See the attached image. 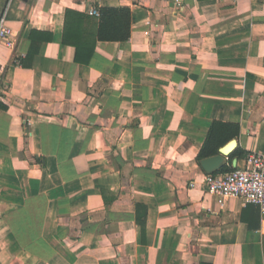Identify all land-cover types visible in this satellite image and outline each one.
<instances>
[{"label":"crops","instance_id":"0c3cea01","mask_svg":"<svg viewBox=\"0 0 264 264\" xmlns=\"http://www.w3.org/2000/svg\"><path fill=\"white\" fill-rule=\"evenodd\" d=\"M103 6L130 8L129 37L78 62L66 10L91 42ZM1 17L0 264H264L259 205L204 181L264 154V0H0ZM215 120L239 131L208 172Z\"/></svg>","mask_w":264,"mask_h":264},{"label":"trees","instance_id":"16d2710c","mask_svg":"<svg viewBox=\"0 0 264 264\" xmlns=\"http://www.w3.org/2000/svg\"><path fill=\"white\" fill-rule=\"evenodd\" d=\"M87 19V15L67 9L65 13L64 31L62 36L63 43L72 44L75 47V60L78 62H87L88 56L91 54V50L95 44L96 39L100 40H126L129 37L130 22H131V10L126 6H103L99 9V15L96 20V31L94 38L90 42L88 37L83 35L70 38V33H78L83 23ZM31 36V35H30ZM88 48L89 51H86ZM32 49L29 50V54H32ZM239 131L238 124L227 123L220 121H213L205 142L198 153V159L202 157L214 154L218 152V144L227 135H237ZM238 152V149H235ZM232 169V168H230ZM227 167H222L217 172H223L230 170ZM216 173V172H212ZM136 221L141 227V231L145 229V216L144 214H138ZM206 264V263H202Z\"/></svg>","mask_w":264,"mask_h":264},{"label":"built area","instance_id":"2783aa9c","mask_svg":"<svg viewBox=\"0 0 264 264\" xmlns=\"http://www.w3.org/2000/svg\"><path fill=\"white\" fill-rule=\"evenodd\" d=\"M90 13L99 15L96 9H90ZM0 43L10 48L15 46L12 30L5 23L4 17L0 18ZM204 181L210 192L219 195V200L237 196L246 202L258 204L264 213V154L248 152L245 154L243 167H234L220 173H207Z\"/></svg>","mask_w":264,"mask_h":264},{"label":"water","instance_id":"95a60500","mask_svg":"<svg viewBox=\"0 0 264 264\" xmlns=\"http://www.w3.org/2000/svg\"><path fill=\"white\" fill-rule=\"evenodd\" d=\"M235 146H236V139L233 138L230 141H228L226 144L221 146L217 154L202 158L200 160L201 167L208 172L217 170L218 168L221 167L224 156L229 155L232 152V150L235 148Z\"/></svg>","mask_w":264,"mask_h":264}]
</instances>
